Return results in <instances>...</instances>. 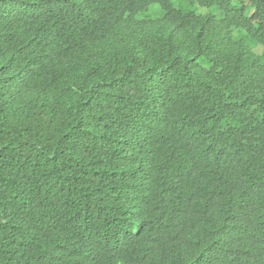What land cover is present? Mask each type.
Listing matches in <instances>:
<instances>
[{
  "label": "trees",
  "instance_id": "1",
  "mask_svg": "<svg viewBox=\"0 0 264 264\" xmlns=\"http://www.w3.org/2000/svg\"><path fill=\"white\" fill-rule=\"evenodd\" d=\"M187 1L0 0V264H264V0Z\"/></svg>",
  "mask_w": 264,
  "mask_h": 264
},
{
  "label": "rangeland",
  "instance_id": "2",
  "mask_svg": "<svg viewBox=\"0 0 264 264\" xmlns=\"http://www.w3.org/2000/svg\"><path fill=\"white\" fill-rule=\"evenodd\" d=\"M170 1L176 8H178L180 10H183V11H186V12L193 10V6H190L187 0H170ZM156 7H157L156 5L152 6V8H156ZM200 11H205V10L201 9ZM209 12H211L213 14H216L217 16L220 15L219 11L217 10L216 7L210 8ZM159 16L160 15L158 14V17ZM234 36H235V38H242L252 48V50L255 53H258V51H259L258 46L253 41H251L248 37L244 36L243 34L242 35L239 34L237 31L234 32Z\"/></svg>",
  "mask_w": 264,
  "mask_h": 264
}]
</instances>
